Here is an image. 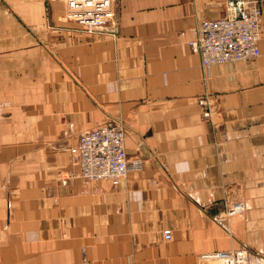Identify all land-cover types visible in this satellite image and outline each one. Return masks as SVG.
Wrapping results in <instances>:
<instances>
[{
  "label": "crops",
  "instance_id": "obj_1",
  "mask_svg": "<svg viewBox=\"0 0 264 264\" xmlns=\"http://www.w3.org/2000/svg\"><path fill=\"white\" fill-rule=\"evenodd\" d=\"M261 55L204 67L190 40L226 0H116L88 32L65 0H0V264H220L264 256ZM207 96L211 117L199 98ZM121 121L117 186L74 176L82 132ZM245 210L225 221L227 204ZM172 238H164V230Z\"/></svg>",
  "mask_w": 264,
  "mask_h": 264
},
{
  "label": "built area",
  "instance_id": "obj_2",
  "mask_svg": "<svg viewBox=\"0 0 264 264\" xmlns=\"http://www.w3.org/2000/svg\"><path fill=\"white\" fill-rule=\"evenodd\" d=\"M66 18L78 22L88 32L116 27V0H65ZM225 15L204 19L197 27V35L190 40L194 52L201 56L204 67L229 62L255 60L261 55L263 8L257 0H226ZM205 118L211 117L209 98H199ZM125 128L121 121L110 120L81 133L78 143L71 148L73 164L78 168L74 176L90 181L109 180L117 186L140 163L128 159ZM245 210L242 202L226 205L225 221ZM164 238L170 240L172 231L165 229ZM220 264H264V256L251 252L247 246L220 250L203 255ZM77 264H84L81 261Z\"/></svg>",
  "mask_w": 264,
  "mask_h": 264
}]
</instances>
